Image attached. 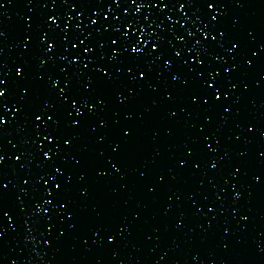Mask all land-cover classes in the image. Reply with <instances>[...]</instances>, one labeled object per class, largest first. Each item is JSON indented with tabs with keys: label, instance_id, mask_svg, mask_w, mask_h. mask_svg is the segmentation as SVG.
Here are the masks:
<instances>
[{
	"label": "snow or ice",
	"instance_id": "snow-or-ice-1",
	"mask_svg": "<svg viewBox=\"0 0 264 264\" xmlns=\"http://www.w3.org/2000/svg\"><path fill=\"white\" fill-rule=\"evenodd\" d=\"M236 3L242 6L240 0ZM28 5H32L28 8L30 13L37 6L48 11L43 16L23 18L19 51L11 69L4 55L7 34L0 28V241L7 230L15 231L14 213L9 206L13 190L20 194L15 200L24 231L29 233L26 240L36 230L45 248H53L81 228L80 218L87 209L89 187L84 171L74 172L66 167L68 161L76 169L83 166L85 157L72 155L74 148L78 153L84 151L83 147H77L81 130L94 135L97 144L111 136V154L105 157L103 151L97 153L106 167L95 168V176L123 178L126 163L121 153L133 143L136 129L115 119L109 123L101 115L106 107V95L116 105H124L141 92L155 94L153 107H162L160 118L173 125L164 128V135H172L176 125L187 126L184 142L169 156L167 172L170 175L166 178L164 173H157L155 182L143 183L146 196L156 194L168 179L203 175L205 171L226 172L233 181L224 180V183L233 201L231 214L235 219L239 213L235 203L242 198L248 182L264 188V169L249 176L243 162L226 166L228 152L219 154L221 129L231 117L239 116L241 96L236 95V90L246 93L249 89L246 79L241 77L254 71L257 63L264 64V43L257 44L252 51L241 38L230 37L227 29L218 27V16L212 13L224 7L222 0H26L25 6ZM113 5L120 9L119 13L112 11ZM58 6L65 10L56 11ZM3 7L0 2V8ZM142 9L145 14L141 21L136 17ZM197 11L200 16L190 20L186 12L195 15ZM71 12H75V23L70 24L74 19ZM109 12L110 17L106 14ZM81 19L87 21L83 26ZM232 23L235 26L237 21ZM190 27L194 30L190 31ZM248 38L250 43L251 32ZM211 48L221 49L232 62L213 54ZM212 63H219L220 67H213ZM255 74L259 77L255 86L264 87V70ZM153 81L163 83V87L158 88ZM122 87L126 95L120 90ZM112 115L115 117L117 113ZM189 117L199 122L190 123ZM141 118V114L136 115L137 120ZM132 119V112L123 114L124 121ZM235 127L241 128V125ZM242 127L243 131L233 133L230 139L240 141L243 136L250 143V137L259 131L260 142L264 144V129H258L252 121ZM158 134V130H153V137ZM236 155L243 158L247 153L240 150ZM257 156L264 159V151H259ZM226 167L231 171H226ZM136 171L137 179L144 181L147 171ZM74 177L75 184L79 185L75 189ZM208 183L212 185V180ZM219 191L224 193L226 189L221 187ZM21 196L29 201L30 207ZM188 200L196 213L204 207L212 214L222 197L216 195L211 206L197 204L192 193H188ZM92 211H96L95 207ZM248 218L239 213L240 221ZM138 219L139 214L133 213L132 220ZM174 226L177 229L183 226V213ZM128 230L129 225L125 223L88 226L86 231L90 236H81V242L87 245L90 239L95 245L114 247ZM223 232L227 235L228 229L224 228ZM4 260L0 252V264ZM7 264H16V261L8 260Z\"/></svg>",
	"mask_w": 264,
	"mask_h": 264
},
{
	"label": "water",
	"instance_id": "water-1",
	"mask_svg": "<svg viewBox=\"0 0 264 264\" xmlns=\"http://www.w3.org/2000/svg\"><path fill=\"white\" fill-rule=\"evenodd\" d=\"M0 2L4 4V7L0 8V28L7 34L4 55L11 69L19 51V40L24 27L23 18L43 16L48 10L37 6L30 13L28 8L32 5L26 7V0H0ZM222 3L224 7L212 13L218 16V27L227 29L230 37L241 38L248 48L255 51L257 44L264 43V0H240L242 6H237L236 0H222ZM64 10L59 6L56 9L61 13ZM112 11L119 13L120 9L113 5ZM106 14L111 16V12ZM144 14L142 9L136 18L142 21ZM186 14L192 21L200 16L198 11L195 15L191 12ZM70 15L74 19L69 23H75V12H71ZM176 16H179V13H176ZM233 20L237 21L235 26ZM85 23L87 21L81 19V26ZM199 26L203 27L202 24ZM189 30L194 29L190 27ZM249 32L253 37L250 43H248ZM180 34L183 35V32ZM173 43L175 44V41ZM210 51L218 56H224L228 63L232 62L228 61V57L221 49L211 48ZM248 55L250 56L251 53L249 52ZM212 66L220 67L219 63H212ZM261 70H264V64L257 63L254 71L241 77L246 79L249 89L246 93H240L239 88L236 90V95L241 96L238 105L239 116L231 117L220 131L222 151L219 154L223 155V151L228 152L226 166L239 165L243 162L244 171L249 176L252 172L264 169V159L257 156L259 151H264V144L259 139V131L250 137V143L245 142L243 136L240 141L232 140L230 137L233 133L242 132L243 124L248 121L255 123L258 129H264V87L255 86V81L259 79L255 73ZM153 82L157 83L158 88L163 87V83ZM120 90L127 94L124 87ZM155 98H157L155 94L141 92L132 102L116 105L110 95L105 97L106 107L101 115L109 123L115 119L120 124L128 123L136 129L133 143L121 153V159L126 163L123 178L107 175L98 179L95 176V168L106 167L103 165V158L97 153L103 151L105 157L111 154L109 148L111 136L109 135L104 143L97 144L94 135L81 130V140L77 147H83L84 151L78 153L74 148L72 155H83L85 157L83 166L76 169L72 161H68L66 167L74 172H85L90 197L87 201V209L81 214V228L71 233L61 244L53 248H45L36 230L32 231L31 238L26 240L29 233L24 231L19 206L15 200V196L20 194L15 190L10 193L9 206L14 213L12 227L15 231L7 230L3 241H0V252L5 257L4 264H7L8 260H15L16 264H264V188L251 185L249 181L242 198L235 203L239 213L249 217L243 222L239 220V213L235 219L231 214L234 205L224 180H228L229 183L233 181L226 172L213 174L205 171L203 175L196 173L177 180L168 179V182L160 186L152 197L145 195L146 190L142 184L155 182L157 173H164L166 178L170 175L167 172L169 156L179 150L188 135L186 125H176L172 135H164V128L173 125L172 122L160 118L163 108L153 107L152 100ZM8 112H12L11 104L8 105ZM113 112L117 113L115 117L112 115ZM125 112L133 113L132 121L123 120ZM137 114H141L142 118L137 120ZM188 121L199 122L193 121L191 117ZM236 124H240L241 128H236ZM153 130L159 132L156 137L152 135ZM10 131L13 136H17L14 129ZM240 150L245 151L247 155L243 158L238 157L236 153ZM157 153L159 155H156ZM203 167L206 169V164ZM136 169L147 171L144 181L137 179ZM108 171L110 172V169ZM226 171H231V168L226 167ZM73 179L75 189L79 185L75 184V177ZM209 179L215 187L208 183ZM198 182L202 183L198 184ZM244 182V178L241 177V183ZM121 185L124 187L121 188ZM221 187L226 189L224 193H220ZM188 193H192L193 199L199 205L211 206L216 195H220L222 200L217 202L216 212L208 214L207 209L201 207V212L196 213L188 200ZM169 196L172 197L171 200L168 199ZM21 200L30 207L25 197L21 196ZM220 203L223 204L222 208ZM93 207L96 209L95 212L92 211ZM96 213H99V216ZM133 213L139 214L138 220H132ZM181 213H183V226L177 229L174 225ZM29 223L31 225V222ZM121 223L128 224L129 230L114 247L98 246L90 239L87 245L81 242V236H90V232L86 231L88 226ZM224 228L228 229L227 235L223 232ZM193 257L196 259L193 260Z\"/></svg>",
	"mask_w": 264,
	"mask_h": 264
}]
</instances>
